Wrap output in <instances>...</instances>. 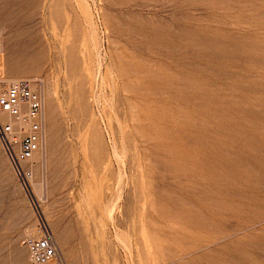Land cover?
Listing matches in <instances>:
<instances>
[{"label":"rangeland","instance_id":"1","mask_svg":"<svg viewBox=\"0 0 264 264\" xmlns=\"http://www.w3.org/2000/svg\"><path fill=\"white\" fill-rule=\"evenodd\" d=\"M179 1L23 0L9 9L17 20L0 24V81L40 83L46 137L21 163L22 175L0 142V264H37L29 241L41 228L53 234L66 264H264V162L257 163L264 146L233 168L226 155L214 185L197 182L209 169L191 164L219 155L217 139L228 142L219 129L228 108L213 111L204 96L237 104L242 140L264 141L252 131L264 126V23L256 19L264 17V0L252 9L239 2L193 10ZM187 26L211 32L208 39L228 31L249 38L226 68L209 55L210 45L180 34ZM25 30L20 42L11 38ZM32 44L45 51L41 67L24 61L12 69L10 53ZM187 64L200 68L190 72ZM160 79L162 107L155 90L144 88ZM233 195L240 206L229 204ZM207 239L219 242L177 256ZM236 239L248 255L226 247Z\"/></svg>","mask_w":264,"mask_h":264},{"label":"bare ground","instance_id":"2","mask_svg":"<svg viewBox=\"0 0 264 264\" xmlns=\"http://www.w3.org/2000/svg\"><path fill=\"white\" fill-rule=\"evenodd\" d=\"M21 1V2H19ZM26 1V0H25ZM163 1V0H162ZM183 1V0H181ZM179 1V2H181ZM188 1V6L192 9V7H195L196 8V5L199 4V3H204L206 4L209 8L211 9H215V8H218L222 5H228L229 6H232V9L233 7H235L236 5L239 4V2H245L247 5H250L248 6L246 9H249L252 7H255V5H259V3H257V0H231V1H224V0H186ZM23 0H0V24H3V25H12V23L14 21H16L17 19L15 18L16 16H12L8 11L9 9H11V7H14L16 5H19V4H22ZM174 2V1H172ZM253 3V4H252ZM185 4V3H184ZM203 4H201L202 6ZM181 6V5H180ZM245 6V5H244ZM179 7V5H178ZM187 7V6H186ZM199 7V6H198ZM203 7V6H202ZM260 7V6H259ZM200 8V7H199ZM206 8V7H205ZM178 9V8H177ZM197 9V8H196ZM204 9V7H203ZM202 9V10H203ZM219 9V8H218ZM242 9V7L240 8ZM245 9V8H244ZM263 9V8H262ZM180 10V9H179ZM207 10V9H206ZM220 11V10H219ZM235 11V10H234ZM189 12V11H188ZM205 12V10H204ZM233 12V11H232ZM260 12V11H259ZM261 13V12H260ZM184 15V14H183ZM231 15V14H230ZM238 14H236L237 16ZM191 16V15H190ZM209 16V15H208ZM177 17V16H176ZM195 17V15H194ZM201 17V16H200ZM178 18V17H177ZM197 18V17H196ZM195 18V19H196ZM211 18V17H210ZM217 18V17H216ZM230 18V17H228ZM250 18V17H249ZM248 18V19H249ZM257 20H260L261 23H264V17L263 16H257L256 17ZM183 20V18H182ZM181 20V21H182ZM210 20V19H208ZM221 20V19H220ZM233 20V19H232ZM236 20V19H234ZM195 21V20H194ZM198 21V20H197ZM214 21V20H213ZM219 21V20H218ZM217 21V22H218ZM222 21V20H221ZM226 21V20H225ZM224 21V22H225ZM231 21V19H230ZM210 22V21H208ZM236 22V21H235ZM239 22V21H238ZM243 22V21H241ZM222 23V22H221ZM167 24V23H165ZM209 24V23H208ZM232 24V22H231ZM240 24V23H239ZM227 25V24H226ZM185 29L187 30H184L182 29L180 32V34L185 37L186 39L187 38H192L193 40H197L198 43L200 44H204V45H210V48L211 50L213 51L212 54H209L211 57L215 58V59H219V60H223L224 62H227L228 64L225 65L226 68H229V64H230V59L232 57V55H234V51H238V47L240 46V43L238 44V42L240 40L242 41H245L249 38L248 36H238L239 34L238 33H233V32H230L228 31L227 33H224V34H221L219 35V38L218 39H208L206 36H209V37H212V33H206V30H196V28H193V27H185ZM26 31V30H25ZM23 31L20 32V33H17L15 36L11 37L12 39H15L17 38L19 40V42L24 39L25 37L27 38L28 34L26 33H29V32H25ZM170 31V30H169ZM168 31V32H169ZM25 32V33H24ZM163 35V33H161ZM217 35V34H216ZM182 38V37H181ZM31 41V40H30ZM15 42H17L15 40ZM33 43V42H32ZM28 44H31V43H28ZM35 44V43H34ZM247 44V42H246ZM232 45V46H231ZM242 45H243V42H242ZM27 47L21 49L20 51L18 52H12L10 53V57L11 59H9V66L12 68V69H17V70H21L23 69L22 65H23V62L24 61H29L31 62L33 65H34V68L35 69H39L41 67V64H42V61H43V58H44V54H45V51L43 48H36L35 46L30 45H26ZM230 46V48L228 47ZM244 46H245V43H244ZM250 46H253V45H250ZM15 47V46H14ZM172 49V48H171ZM17 50V49H16ZM19 50V49H18ZM192 50V49H190ZM231 50V52H230ZM199 49H194V52H198ZM211 52V51H210ZM19 53V54H18ZM168 53V52H167ZM20 55V56H15V55ZM232 54V55H231ZM197 55V54H196ZM145 59V58H144ZM8 60V59H7ZM72 61V60H71ZM143 61V60H142ZM151 62V61H150ZM149 62V63H150ZM74 63V62H73ZM147 63V62H145ZM144 63V64H145ZM151 64V63H150ZM149 64V66H150ZM153 64V63H152ZM151 64V65H152ZM160 64V63H158ZM138 65V64H137ZM185 65V63H184ZM189 65V64H187ZM148 66V65H146ZM74 67V66H73ZM156 67V66H155ZM164 67V66H163ZM163 67H162V70H163ZM200 66L199 64L197 65H193V64H190L188 67H187V70L190 71V72H194L196 71L197 69H199ZM155 69V68H154ZM153 69V70H154ZM158 69V68H157ZM167 69V68H165ZM164 69V70H165ZM73 70V69H72ZM159 70V69H158ZM157 70V71H158ZM231 74H234L237 76V73L234 72V73H231ZM184 75V74H183ZM176 76V75H175ZM23 78V77H22ZM31 78V77H29ZM178 80V79H177ZM161 82V79L159 80L158 82V85H156L155 87H152L151 85H148L147 87H144V88H149V89H152L153 91L155 90V94L156 96H158L159 100H160V106L162 107V101H164L163 99V95L165 94L166 95V90H165V86H163L162 82ZM203 83V82H202ZM189 86V85H188ZM188 86L185 85V88H188ZM175 90V89H174ZM185 90L184 88H182V90L180 91V93H183ZM45 92V91H44ZM152 94V93H150ZM184 95L188 96L186 93H183ZM206 94V93H205ZM155 98V97H153ZM45 99V98H44ZM203 101L204 102H210L212 104V110L213 111H218L220 110L219 113H223L224 111V108L225 106L228 108V114L226 115V118H227V122L224 124V123H221V126L219 129L221 130H225V134H226V137L228 138V142H224L222 140H219L217 139L218 141V144H219V149H220V154L219 155H216L214 157L213 160H210L208 162H202V163H198V161H194L192 160L191 164L193 165L192 166V169L193 170H198V168H206L207 170L209 169V174H206V173H199L197 175V182H201V183H204L207 181L209 182H213L212 184L210 185H214L215 183L214 182H217L218 181V176L217 174L215 173V170L217 168V166H219V162L221 160L224 159V157L227 155L228 156V160H232L230 161V166L231 168L235 167L234 165H237L238 163L241 165L243 164L244 161L248 160V159H251L252 157L255 158L257 157L256 153H253L251 152V149L256 151V150H261L263 149V146H264V141L258 146V145H252V143H249V141L247 139H243L242 140V137H244L246 135V132H244V127L242 124H239L238 127H242L243 129H241L240 131L237 129V122L242 120L243 118L242 117H237L235 115L232 114V112L235 111V108L237 106V104L235 103H224V102H215L214 101V95H209V96H204L203 97ZM262 103V102H261ZM264 103V102H263ZM262 103V104H263ZM264 108V107H263ZM247 112H253L251 109L247 108ZM178 113V112H177ZM256 115V113L254 114ZM254 132L256 133H263L264 134V126H260L258 128H253ZM238 139H235L236 137H239ZM262 138L264 137L263 135H261ZM232 138V139H231ZM237 142V146L234 147V143ZM252 145V147H251ZM261 148V149H260ZM209 152L210 154L212 155L213 153L216 152V150L214 148H211L209 149ZM261 162H264L261 160H258L257 163L260 164ZM214 165V166H213ZM1 169V168H0ZM184 172V169L182 170ZM1 172V170H0ZM171 172V171H170ZM235 177L231 174L228 176V180H229V184L231 186V194L232 193H235L234 192V188H233V184L235 182ZM207 183V182H206ZM2 188V181L0 180V189ZM195 189V188H194ZM197 190V188H196ZM189 192V191H188ZM201 192V190H200ZM194 194V193H192ZM234 198L230 199L229 201V204L231 206H240L237 202H236V197L233 195ZM2 198V197H1ZM171 199V198H170ZM2 200V199H1ZM175 200V199H174ZM253 200H256L254 198H252V201ZM259 200L261 202H264V199H261L259 198ZM248 201V199H247ZM171 202V201H170ZM189 205V204H188ZM170 209V208H169ZM179 213V212H178ZM181 213V212H180ZM161 217V216H160ZM191 218V215H188V219ZM165 220V218H164ZM170 220V219H169ZM177 220V219H176ZM179 221V220H178ZM181 222V221H180ZM171 224V222H170ZM194 224V223H193ZM174 225V224H173ZM195 226V225H194ZM243 229V228H242ZM244 230V229H243ZM243 230L240 232H243ZM237 232V231H236ZM230 234V233H229ZM227 235L228 238L230 237H233L234 234H230V235ZM165 237V236H164ZM224 237V236H223ZM166 238V237H165ZM170 238V237H169ZM242 238V237H241ZM168 239V238H166ZM197 239V238H196ZM221 239H227V238H221ZM221 239H219L221 241ZM180 241V240H179ZM241 239H236L234 241H231L229 242L226 247L230 248L231 251H234V253H237L239 252L242 257L243 256H246L248 255V252L244 249V246L245 245H242L241 243ZM198 242V241H196ZM219 241L217 240H212V239H207V240H204L202 241L201 243H199L198 245H193V246H189V248L187 249H184V250H181L179 254H177V256L179 258L185 256V255H190L203 248H209L211 245L217 243ZM185 244V243H184ZM184 246V245H183ZM184 248V247H183ZM208 250V249H207ZM213 251L214 250H217V249H212ZM238 253V254H239ZM197 254V253H196ZM217 254V253H216ZM172 255V254H171ZM204 256V258L210 260L212 259V256L213 253L211 252H205L204 254H202ZM176 257V256H175ZM230 257V256H229ZM240 257V256H239ZM169 258V257H168ZM233 258V261L235 260V254L234 256L232 257ZM198 259V257H197ZM216 259V258H215ZM214 259V260H215ZM236 261V260H235ZM187 262V261H186ZM230 263V262H229ZM235 263V262H234ZM233 264V263H232ZM236 264H244V262H237L236 261Z\"/></svg>","mask_w":264,"mask_h":264},{"label":"built area","instance_id":"3","mask_svg":"<svg viewBox=\"0 0 264 264\" xmlns=\"http://www.w3.org/2000/svg\"><path fill=\"white\" fill-rule=\"evenodd\" d=\"M45 137V99L40 83L26 78L0 81V142L19 175L24 174L21 163L41 151ZM29 246L37 264H66L46 228H41Z\"/></svg>","mask_w":264,"mask_h":264}]
</instances>
